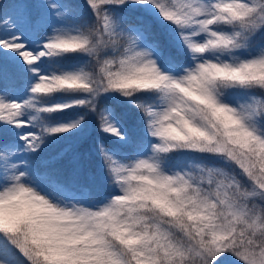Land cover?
Masks as SVG:
<instances>
[{"label":"snow or ice","instance_id":"6c2138e0","mask_svg":"<svg viewBox=\"0 0 264 264\" xmlns=\"http://www.w3.org/2000/svg\"><path fill=\"white\" fill-rule=\"evenodd\" d=\"M0 264H264V0H0Z\"/></svg>","mask_w":264,"mask_h":264}]
</instances>
